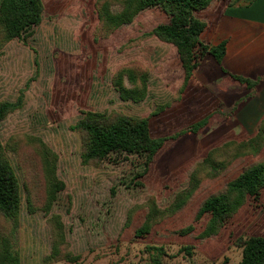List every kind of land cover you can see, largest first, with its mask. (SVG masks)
<instances>
[{
  "label": "rangeland",
  "instance_id": "374dc122",
  "mask_svg": "<svg viewBox=\"0 0 264 264\" xmlns=\"http://www.w3.org/2000/svg\"><path fill=\"white\" fill-rule=\"evenodd\" d=\"M43 2V21L26 42L10 38L0 21V103L24 97L23 107L0 121V139L21 185L16 246L21 264H150L151 246L164 247L165 264H239L240 242L264 237V192L218 236L200 239L208 217L196 221V215L205 198L263 158L264 150L260 156L248 155L230 175L206 182L184 209L162 216L148 235H135L150 201L160 210L169 208L189 188L192 172L210 150L242 139L229 124L230 99L215 90L216 80L200 72L181 93L184 70L176 48L148 36L169 21L158 8L106 36L98 18L99 0ZM132 64L145 68L150 77L148 97L138 104L122 101L113 85L116 73ZM88 112L148 118L153 138L178 135L209 114L217 119L208 131L184 135L164 149L144 175V161L135 155L111 156L101 167L82 163L81 138L72 127ZM24 136L41 139L58 155V176L66 187L50 214L29 211L25 170L15 151ZM55 215L64 225L68 250L79 257L76 262L49 260ZM191 225L193 231L183 234ZM184 247H192L191 255Z\"/></svg>",
  "mask_w": 264,
  "mask_h": 264
},
{
  "label": "trees",
  "instance_id": "16d2710c",
  "mask_svg": "<svg viewBox=\"0 0 264 264\" xmlns=\"http://www.w3.org/2000/svg\"><path fill=\"white\" fill-rule=\"evenodd\" d=\"M215 0H99L98 18L102 32L108 36L124 26L131 25L142 12L158 8L169 19L168 23L155 27L148 36L176 48L184 81L181 93L188 86L202 59L212 55L221 65L226 54V43L217 47L204 45L201 34L206 23L197 14L205 11ZM117 8L115 10L114 8ZM43 0H2L0 21L10 38L26 40L32 29L39 26L44 17ZM3 43L0 37V53ZM136 64L121 68L113 79V85L122 101L138 104L144 102L149 92V72ZM233 80L248 89L256 82L239 76ZM127 80V84L126 81ZM24 97L16 101L0 103V121L23 107ZM210 117L194 124L188 131L173 137L153 138L148 118L126 115L120 112H88L80 119L73 130L81 138V161L84 165L101 167L111 156L135 155L143 159L144 175L154 166L164 149L187 134L203 132L209 125ZM261 121L258 131L242 141H229L210 150L196 165L190 176L189 188L178 193L174 202L166 210H160L154 200L143 224L136 230V237L148 235L164 215L175 216L189 202L199 195L206 182L229 175L246 162L248 155L260 156L264 150V128ZM25 137V136H24ZM15 151L25 170V188L29 196V211L41 210L50 214L58 195L65 190V183L58 176V155L41 139L26 136L16 145ZM143 175V176H144ZM213 179V180H211ZM203 188V189H202ZM201 189V190H200ZM264 192V157L245 166L242 171L227 181L216 193L205 198L199 206L196 221L208 217L199 235L200 239L218 236L249 201H260ZM22 194L19 178L7 156V148L0 139V264H21L17 246V231L21 215ZM2 222L8 223L7 229ZM54 232L49 260L54 262H76L79 257L68 250L64 225L59 216L50 220ZM191 225L183 234L193 231ZM242 260L239 264H264V237L253 236L240 242ZM183 251L191 255L192 247ZM150 264H165L167 255L164 247H148Z\"/></svg>",
  "mask_w": 264,
  "mask_h": 264
},
{
  "label": "crops",
  "instance_id": "0c3cea01",
  "mask_svg": "<svg viewBox=\"0 0 264 264\" xmlns=\"http://www.w3.org/2000/svg\"><path fill=\"white\" fill-rule=\"evenodd\" d=\"M197 16L206 23L201 42L210 47L225 42L226 54L221 65L207 54L190 82L196 80L200 72L205 77L214 78L215 90L230 99L227 105L230 107V126L240 131V141L250 138L256 134L264 119V0H215ZM232 76L252 80L256 85L248 89L233 80ZM208 117L209 126L193 135L211 128L217 119L215 114H209L194 124Z\"/></svg>",
  "mask_w": 264,
  "mask_h": 264
}]
</instances>
